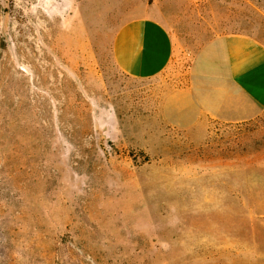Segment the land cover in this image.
<instances>
[{"label":"rangeland","instance_id":"rangeland-1","mask_svg":"<svg viewBox=\"0 0 264 264\" xmlns=\"http://www.w3.org/2000/svg\"><path fill=\"white\" fill-rule=\"evenodd\" d=\"M142 17L187 67L264 44V0H0V264H264V113L162 124L113 57Z\"/></svg>","mask_w":264,"mask_h":264},{"label":"crops","instance_id":"crops-1","mask_svg":"<svg viewBox=\"0 0 264 264\" xmlns=\"http://www.w3.org/2000/svg\"><path fill=\"white\" fill-rule=\"evenodd\" d=\"M113 52L128 77L151 83L158 117L171 129L205 118L240 124L264 113V44L250 34L209 40L187 67L170 27L142 17L121 27Z\"/></svg>","mask_w":264,"mask_h":264}]
</instances>
